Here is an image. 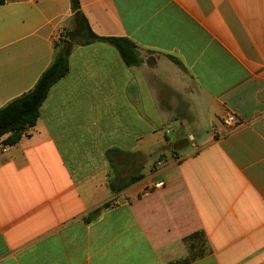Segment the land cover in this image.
<instances>
[{"label":"crops","instance_id":"1","mask_svg":"<svg viewBox=\"0 0 264 264\" xmlns=\"http://www.w3.org/2000/svg\"><path fill=\"white\" fill-rule=\"evenodd\" d=\"M79 3L142 62L75 46L36 126L0 141V264H264V0ZM74 15L72 0L0 1V109L34 88ZM111 148L143 166L119 194Z\"/></svg>","mask_w":264,"mask_h":264},{"label":"trees","instance_id":"2","mask_svg":"<svg viewBox=\"0 0 264 264\" xmlns=\"http://www.w3.org/2000/svg\"><path fill=\"white\" fill-rule=\"evenodd\" d=\"M2 1V0H0ZM75 15L69 28L61 34L57 44L55 58L49 68L43 73L32 90L21 97L13 100L7 106L0 109V141L3 145L14 146L18 144L29 130L33 129L40 118V108L48 97L51 88L64 78L70 70L69 57L75 46H86L95 42H106L114 46L121 54L127 66H137L142 60L140 58L137 45L125 37H104L97 35L91 28L87 18L80 10L79 0H72ZM124 155V158H120ZM105 157L109 162L113 177L109 182V188L114 194H119L131 185L142 180L143 166L130 170L127 153L117 148L108 149ZM141 159V155H140ZM110 206V203L103 205L94 213L93 219L98 217L103 209ZM203 237L204 233H197L188 237L187 241ZM199 243L201 241H198ZM194 248V244L192 245ZM198 249L204 254V245H199ZM195 256L183 260L179 264H188Z\"/></svg>","mask_w":264,"mask_h":264},{"label":"built area","instance_id":"3","mask_svg":"<svg viewBox=\"0 0 264 264\" xmlns=\"http://www.w3.org/2000/svg\"><path fill=\"white\" fill-rule=\"evenodd\" d=\"M226 121H227V124H229L231 126H236V125L240 124V121L237 118H235L234 116H232V115H229L227 117ZM7 151H8V147H4L3 149H1L2 153H5ZM163 185H164V183H162V182L158 183V184H155L154 186L145 189L143 195L144 196H149V195H151L154 192V190L162 188Z\"/></svg>","mask_w":264,"mask_h":264},{"label":"rangeland","instance_id":"4","mask_svg":"<svg viewBox=\"0 0 264 264\" xmlns=\"http://www.w3.org/2000/svg\"><path fill=\"white\" fill-rule=\"evenodd\" d=\"M171 136H172V134H171ZM181 145H178L176 148H179Z\"/></svg>","mask_w":264,"mask_h":264}]
</instances>
